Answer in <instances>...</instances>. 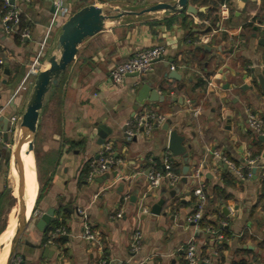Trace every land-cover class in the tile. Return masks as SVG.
<instances>
[{"label": "crops", "instance_id": "0c3cea01", "mask_svg": "<svg viewBox=\"0 0 264 264\" xmlns=\"http://www.w3.org/2000/svg\"><path fill=\"white\" fill-rule=\"evenodd\" d=\"M211 1L219 6L209 15L218 18L214 24L198 14L142 12L177 0H15L21 33L28 34L18 37L4 30L8 8L0 0V118L22 114L28 94L21 86L33 82L55 55V39L67 18L87 5L109 15L103 29L80 44L42 110L33 158L37 174L42 173L43 190L37 192L33 216L12 264H186L182 248L189 241L198 264H264V185L259 181L264 173V135L246 124L248 114L264 118V95L257 80L264 76V0ZM222 4L228 9L224 20ZM119 6L138 11H121ZM194 6L205 8L199 14L210 9L209 4ZM155 46H162L164 53L149 71L110 84L114 66ZM36 59L38 64H33ZM23 65L25 74L15 86ZM171 67L179 80L167 77ZM145 85L162 100L149 101ZM142 114L166 117L169 129H163L165 121L148 133L134 127V135L126 137L125 123ZM170 131L184 139L189 158L185 183L181 182L185 163L167 150ZM101 138L117 163L87 180L103 151L104 144L98 145ZM14 139L8 142L13 145ZM10 150L0 149V208L8 192ZM167 153L179 165L178 182L171 186L163 180L150 188L147 172L158 165L164 169ZM221 157L244 170L253 161L257 179L238 180ZM198 187L205 194V221L196 228L187 218L195 209ZM160 200L165 203L159 214H152ZM49 208L55 209L50 229L57 224L62 231L53 244L47 241L56 229L42 234L35 227ZM85 221L97 244L82 238ZM221 222L226 234L221 233L220 240L206 229H216ZM136 231L141 239L134 252L130 244Z\"/></svg>", "mask_w": 264, "mask_h": 264}, {"label": "water", "instance_id": "95a60500", "mask_svg": "<svg viewBox=\"0 0 264 264\" xmlns=\"http://www.w3.org/2000/svg\"><path fill=\"white\" fill-rule=\"evenodd\" d=\"M243 4L246 0H240ZM14 1H10V5H13ZM54 8V6H53ZM167 10L172 13H181L185 12L188 15H197L205 11V8L199 6H192L188 4V0H177L173 5L168 3H159L152 7L144 9L142 12H150L154 10ZM53 10V9H52ZM109 19V15L105 10L96 6V5H87L82 7L75 13H73L69 18H67L60 27L59 33L55 39V48L58 52V56L53 55L48 59V68L40 70L35 75L31 89L27 95L25 106L21 114L20 124L18 127V142L16 144V149L13 153L15 169L18 173V190L17 194L20 193V184H23L24 171L20 163L19 156L24 148V153L29 155L33 154L34 150V140L36 137L38 125L40 122V112L49 104L52 99L56 88L61 82L62 75L65 73L67 67L74 61L78 47L80 44L97 33H99L106 22ZM8 64H5L7 67ZM6 75L8 74V69L5 68ZM25 74V66H21L19 76L15 81V86L20 83L22 77ZM136 76L137 74H132ZM169 79L179 80V75L175 71H172L167 75ZM257 80L260 86V89L264 95V76L258 75ZM147 88L149 93V101L156 102L162 100V97H159L155 90H152L149 86L145 85L143 91ZM142 99H138V105L142 106ZM136 107H134V111ZM134 117V115L132 116ZM0 121L2 123V137L4 143L8 142V117H1ZM171 124L170 120H167L163 129L167 131L169 125ZM101 129V128H99ZM124 132L126 127L123 128ZM125 136L127 137L126 133ZM262 139V137H261ZM105 139H100L98 145H103ZM184 139L179 136L175 131H170L168 136L167 150L175 157H181L185 165L182 167V178L181 182H186V176L189 172L188 154L183 145ZM12 153H6V160L11 159ZM148 173V172H147ZM252 179L255 180L258 177L257 167L252 169ZM137 190L133 192V195L130 197L131 202L136 201ZM175 191H172L170 195H174ZM11 197L15 199L13 190L11 191ZM165 201L160 200L159 203L152 208V214H159L160 208L164 205ZM35 207V202L33 208L30 212V215L26 216V211L23 217L19 220L16 231L11 241L10 253L9 256L5 259L4 264H12L15 257L16 248L18 243L28 227L31 218L33 216V211ZM225 213L226 211L223 210ZM55 209L49 208L44 213H42L36 220L35 227L37 231L44 234L48 231L51 224L53 223ZM107 264V263H106Z\"/></svg>", "mask_w": 264, "mask_h": 264}, {"label": "built area", "instance_id": "2783aa9c", "mask_svg": "<svg viewBox=\"0 0 264 264\" xmlns=\"http://www.w3.org/2000/svg\"><path fill=\"white\" fill-rule=\"evenodd\" d=\"M11 0H3L4 4L7 6L8 10L4 17V30L7 33H12L16 29V25L19 22V11L15 8V5H10ZM15 3V0H13ZM60 13H64V10L59 8L58 9ZM228 9L225 4H222L220 6V18L221 20H224L227 18ZM11 26H9L8 24ZM21 37H28L27 32L21 33ZM164 48L162 46H155L148 49H143L136 51L133 53L127 60H125L122 63L117 64L113 67V69L109 73V79L110 84L113 86L119 85L122 80L125 78L126 75L131 74H144L145 72L149 71L156 61H159L161 57L163 56ZM2 61H0V66L2 65ZM33 64H38V59H36ZM39 67V66H38ZM172 71H174V68H170ZM30 75V72L26 73V77ZM33 82H30L28 84L22 85L21 89L29 93L31 86ZM21 115L12 116L8 119V139L10 137H15L16 131L18 129V126L20 124ZM166 121V117L162 115H155V114H142L137 117H134L131 120H128L125 123L126 127V135L128 138L132 137L134 135V127H137L141 129L142 131H145L148 133L152 126L155 125H161ZM247 126L250 130L255 132L258 135H264V118L258 117L253 114H248L247 116ZM11 144L9 142L4 143L2 132L0 131V149L2 150H8L11 148ZM109 146L108 144L103 145V151L100 152V155L98 156V159L96 163H92L91 170L87 176V180H92L93 177L102 175L106 173L112 166H114L117 161L114 160L109 156ZM224 163L227 164L229 169L234 173L235 177L240 181H247L249 179H252V169L256 166L253 165V161H250L247 164V172L244 173V167H237L233 163H230L225 158H220ZM163 166H164V172L157 171L156 169H150L147 173L148 182L150 188H156L160 185V183L163 180H166L169 185L174 186L177 182L179 177L175 175L171 171V162L169 159V153H167L163 159ZM199 171L197 170L194 173L195 177H198ZM264 178V173L260 174V179ZM194 195L197 197V203L195 205L194 211L188 216L187 221L193 227L199 226V221L203 217L204 213V204H205V194L201 187H198L194 190ZM79 215L82 216L85 219V214L83 211H78ZM36 214V213H35ZM34 214V215H35ZM220 229L225 228V223H220ZM206 232L215 235L217 239H223V236L221 235V231L219 229H214L213 227L207 228ZM62 234V231L60 229H56L54 232L50 233L47 243L53 244V239L60 236ZM82 238L95 242L97 244V238L91 233L89 224L85 221L83 224V232H82ZM140 239L141 235L139 231H136L131 239V251H137L140 247ZM182 252L184 255V259L186 261V264H198V259L195 252V246L194 244L189 241L186 243V245L182 248ZM16 264H19L17 262ZM99 264H106L105 261H101Z\"/></svg>", "mask_w": 264, "mask_h": 264}, {"label": "bare ground", "instance_id": "6f19581e", "mask_svg": "<svg viewBox=\"0 0 264 264\" xmlns=\"http://www.w3.org/2000/svg\"><path fill=\"white\" fill-rule=\"evenodd\" d=\"M46 68H48V63ZM45 68V69H46ZM19 127V126H18ZM18 142V129L16 131L14 145L12 146V157H11V170H10V180L13 187V192L16 200V218L15 216L13 219H11L10 224L7 227V230L5 231V237L11 236L16 231L17 225L19 223V220L23 217L26 211V216L28 217L30 215V212L34 205V196L36 194V184L34 182V177L32 173V157L33 154L30 153L29 155H26L24 153V148H22V151L19 156L20 163L23 167L24 171V177H23V184H20V193L17 194L18 190V173L15 169V163H14V156L13 153L16 149V144ZM8 239V237H7ZM10 239V238H9ZM7 241V240H5ZM4 242V241H3ZM3 246V245H2ZM4 253V252H3ZM5 254V253H4ZM6 258V257H5ZM5 259L0 255V264H4Z\"/></svg>", "mask_w": 264, "mask_h": 264}, {"label": "rangeland", "instance_id": "374dc122", "mask_svg": "<svg viewBox=\"0 0 264 264\" xmlns=\"http://www.w3.org/2000/svg\"><path fill=\"white\" fill-rule=\"evenodd\" d=\"M119 7L121 8V11H126V12L138 11V9H129L128 7H125V6L124 7L119 6ZM121 11H118L117 10V12H119V13H121ZM111 15H113V13ZM54 53H55L56 56H58V52H54ZM41 113H42V111L40 112V121H41ZM42 122H43V127H45L46 122H45V124H44V120ZM39 125H40V122H39ZM40 126H42V124ZM51 126H52V124L51 125H48L49 128ZM13 145H14V142H13ZM34 145H35V140H34ZM12 149H13V147H12ZM36 149H37L36 151H37L38 156H39V152H38L39 149L38 148H36ZM11 151L12 150H10V152ZM35 167H36V163L34 162V158L32 157V173H33V177H34V182L36 184V194L34 196V201L36 199L37 192H39V190L41 188L40 187V184L42 185V182H41L42 173L40 172V173L37 174V168H35ZM6 175H7V181H6V183H7V187H8V192L5 195V197H3V201L1 202V208H0V215H1L0 216V230L2 232L0 234V255L4 259H6L9 256V253H10V245H11V241H12V238H13V234H11L10 237L7 236L8 237V239H7V237H5V231L7 230V227L10 224L11 219H13V217L15 215H17L16 214V207H15L16 206V200L11 197V191L13 190V187H12V183H11V180H10V172H9V169H8ZM15 218H16V216H15ZM5 240H7V241H5Z\"/></svg>", "mask_w": 264, "mask_h": 264}, {"label": "trees", "instance_id": "16d2710c", "mask_svg": "<svg viewBox=\"0 0 264 264\" xmlns=\"http://www.w3.org/2000/svg\"><path fill=\"white\" fill-rule=\"evenodd\" d=\"M2 2H3V0H1ZM188 3L190 4V5H192V6H194V5H196V4H209L210 5V9L209 10H207L206 12H205V14H198V16H200V17H203V19L206 21V22H209V23H211V24H214L216 21H217V17H216V15H213V16H209L210 15V13H211V11H214V12H216V10L218 11V9H219V6L218 5H216L214 2H212L211 0H188ZM6 13H7V10H6ZM19 18H20V16H19ZM8 24V23H7ZM9 26H11L10 24H8ZM17 27H16V29L12 32V35H15V36H18V37H20V35H21V30L23 29V24H22V22H21V20L19 19V22H18V24L16 25ZM169 159H170V157H169ZM170 162H171V171L175 174V175H179L180 174V172H179V165L177 164V163H174V162H172L171 161V159H170ZM7 163V162H6ZM6 166H7V164H6ZM156 170L157 171H160V172H164V170H163V168L161 169V166L160 165H158V167L156 168ZM247 172V169H245L244 170V173H246ZM259 181H260V183L262 184V185H264V178H259ZM41 189L42 188H40V192H41ZM43 190V189H42ZM204 221L205 220H203V217H202V219L199 221V226H201L202 225V223H204ZM53 224V223H52ZM55 224V223H54ZM52 226V225H51ZM53 227H55V228H52V229H48V231L46 232V233H48L49 231L51 232V230H55V229H59V228H61V226L60 225H57V224H55ZM216 229H219L220 231H221V233H223L224 235L226 234V232L223 230V228L222 229H220V227H219V225H217L216 226ZM0 232H1V230H0ZM45 233V234H46Z\"/></svg>", "mask_w": 264, "mask_h": 264}]
</instances>
